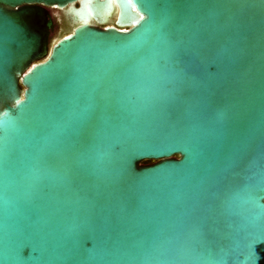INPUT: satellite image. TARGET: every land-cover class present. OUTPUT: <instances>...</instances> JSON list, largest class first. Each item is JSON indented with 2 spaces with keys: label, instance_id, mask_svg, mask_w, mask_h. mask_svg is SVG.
I'll use <instances>...</instances> for the list:
<instances>
[{
  "label": "water",
  "instance_id": "water-1",
  "mask_svg": "<svg viewBox=\"0 0 264 264\" xmlns=\"http://www.w3.org/2000/svg\"><path fill=\"white\" fill-rule=\"evenodd\" d=\"M0 264H264V0H0Z\"/></svg>",
  "mask_w": 264,
  "mask_h": 264
},
{
  "label": "flooded vegetation",
  "instance_id": "flooded-vegetation-1",
  "mask_svg": "<svg viewBox=\"0 0 264 264\" xmlns=\"http://www.w3.org/2000/svg\"><path fill=\"white\" fill-rule=\"evenodd\" d=\"M47 13V18L51 21L50 28L48 30V38L47 43L53 38L55 35H63L67 33L70 25L66 21V14L63 10L57 8H44ZM98 28H103L105 25H96Z\"/></svg>",
  "mask_w": 264,
  "mask_h": 264
},
{
  "label": "rangeland",
  "instance_id": "rangeland-1",
  "mask_svg": "<svg viewBox=\"0 0 264 264\" xmlns=\"http://www.w3.org/2000/svg\"><path fill=\"white\" fill-rule=\"evenodd\" d=\"M70 30H71V29H68L67 33H69ZM67 33H65V34H67ZM65 34H63V35H55V36H53V38L49 41V47H51L53 41L58 40L59 38H61V37L64 36Z\"/></svg>",
  "mask_w": 264,
  "mask_h": 264
},
{
  "label": "trees",
  "instance_id": "trees-1",
  "mask_svg": "<svg viewBox=\"0 0 264 264\" xmlns=\"http://www.w3.org/2000/svg\"><path fill=\"white\" fill-rule=\"evenodd\" d=\"M151 162H149V161H145V162H143V164H150Z\"/></svg>",
  "mask_w": 264,
  "mask_h": 264
}]
</instances>
